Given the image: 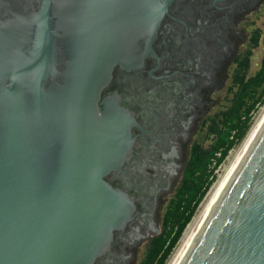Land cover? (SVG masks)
I'll use <instances>...</instances> for the list:
<instances>
[{"label": "water", "instance_id": "95a60500", "mask_svg": "<svg viewBox=\"0 0 264 264\" xmlns=\"http://www.w3.org/2000/svg\"><path fill=\"white\" fill-rule=\"evenodd\" d=\"M170 2L0 0V264H111L123 247L139 200L109 176L147 130L102 92L117 66H159ZM177 264H264V123Z\"/></svg>", "mask_w": 264, "mask_h": 264}, {"label": "flooded vegetation", "instance_id": "af4514ba", "mask_svg": "<svg viewBox=\"0 0 264 264\" xmlns=\"http://www.w3.org/2000/svg\"><path fill=\"white\" fill-rule=\"evenodd\" d=\"M213 2L171 0L167 12L184 23L165 11L153 43L159 66L153 54L140 68L117 66L113 81L102 92V98H117L133 112L142 129L155 128L150 132L132 128L135 137L141 135L135 138V153L126 165L127 171L109 176L113 184L122 185L138 198L141 212L131 227L118 235L123 247L111 264H133L144 241L138 243L131 233L152 232L154 221L160 225L162 202L184 173L196 144L194 136L207 119L214 96L232 81L239 61L248 52V25L264 9V0L215 1L217 6H227L224 8ZM156 66L154 77L180 72L154 78L149 71Z\"/></svg>", "mask_w": 264, "mask_h": 264}, {"label": "trees", "instance_id": "16d2710c", "mask_svg": "<svg viewBox=\"0 0 264 264\" xmlns=\"http://www.w3.org/2000/svg\"><path fill=\"white\" fill-rule=\"evenodd\" d=\"M262 33L254 32L251 46L260 44ZM252 50L240 61L232 79V88H236L233 106L213 118L210 131L217 135V142L211 150L196 143L184 170V178L178 190L177 198L171 200L164 220V232L151 240L152 247L142 264H166L183 233L191 223L195 213L217 179L215 169L227 157L230 150L240 142L251 127L252 111L258 102H264V63L255 77H249ZM262 87L260 95L258 88ZM253 97L252 103L245 107V98ZM256 97V98H255ZM222 124V128L220 127ZM235 134L233 135V132ZM220 153V156L216 154ZM215 165L211 168L213 159Z\"/></svg>", "mask_w": 264, "mask_h": 264}, {"label": "rangeland", "instance_id": "374dc122", "mask_svg": "<svg viewBox=\"0 0 264 264\" xmlns=\"http://www.w3.org/2000/svg\"><path fill=\"white\" fill-rule=\"evenodd\" d=\"M257 30L261 31L262 36H261V39H260L259 46L256 47V48H253L251 46V36ZM248 38H249V40L247 42V49L248 50H252V52H253L251 54L252 61H251V69H250V72H249V77H255L259 73V71L262 68V65L264 63V9H262L261 11L256 13L253 16L252 22H250V24L248 25ZM261 90H262V87H259L258 88V94L256 95V97H258L260 95ZM236 91H237L236 88H234V89L232 88V81H229L227 83L226 87L223 90H221L220 92H218L214 96L215 102H214V104L211 105L210 110L207 113V119H205L202 122L200 128L198 129L197 133L194 136V141L196 143H198V144H201L205 149L211 150L213 148V146L217 142V135H214L210 131V125L212 124L211 118H213L215 115H217V114H219V113H221L223 111H226V110L230 109L233 106V102H234ZM253 100H254V98L250 97V96L245 98L246 105H244L242 111H244L245 107H247V105L252 103ZM263 110H264V102H258L256 104L254 110L251 113L252 120H251L250 129L248 130V132L245 135V137L240 142H238L230 150V152L227 155V157L215 169V174L217 176V179L214 181V183L210 187L208 193L206 194V196L204 197V199L200 203V205H199V207H198V209H197V211L195 213V216L197 215V213L201 209L202 204L206 201L207 197L211 193V191L214 188V186L224 176L227 168L229 167L230 163L232 162L233 157L236 155V153L240 150V148L244 144L248 134L250 133V131L253 128V126L255 125L257 119L261 116ZM220 127L222 128V124L221 123H220ZM234 134H235V131L233 132V135ZM216 155L220 156V153H217ZM215 163H216V159L214 158L210 167L212 168L215 165ZM183 178H184V175L182 174L179 177V179L177 180V182H176L173 190L171 191V193L166 197L165 200H163L161 208H160V212H159L160 231H159L158 234L154 235L153 238L161 235L164 232V220H165V215H166V213L168 211V206H169L171 200H173L174 198H177V193H178V190H179V188H180V186L182 184ZM194 217H193V219H194ZM187 228H186V230H187ZM186 230H185V232H186ZM185 232L183 233V235L185 234ZM182 238H183V236L181 237V239ZM152 239L145 240L139 246V248L137 249V251L135 253V258H134L133 264H142V262L145 260V258L147 256V253L149 252L150 248L152 247V243H151ZM181 239L178 242L176 248L174 249L172 255L170 256V258L168 259L166 264H168L169 260L171 259V257L175 253L176 249L178 248V246H179V244L181 242Z\"/></svg>", "mask_w": 264, "mask_h": 264}, {"label": "bare ground", "instance_id": "6f19581e", "mask_svg": "<svg viewBox=\"0 0 264 264\" xmlns=\"http://www.w3.org/2000/svg\"><path fill=\"white\" fill-rule=\"evenodd\" d=\"M264 123V110L261 116L257 119L255 125L251 129L250 133L248 134L244 144L240 148V150L236 153L233 157L232 162L230 163L229 167L227 168L224 176L219 180V182L214 186L211 193L207 197L206 201L202 204L201 209L197 213V215L192 220L191 224L188 226L181 242L176 249L175 253L169 260L168 264H177L179 259L181 258L182 254L184 253L185 249L187 248L188 244L190 243L191 239L193 238L194 234L196 233L197 229L199 228L200 224L202 223L203 219L205 218L206 214L208 213L209 209L211 208L212 204L214 203L215 199L217 198L218 194L220 193L221 189L225 185L226 181L232 174L233 170L237 166L238 162L242 158L243 154L247 150L248 146L254 139L255 135L259 131L260 127Z\"/></svg>", "mask_w": 264, "mask_h": 264}]
</instances>
